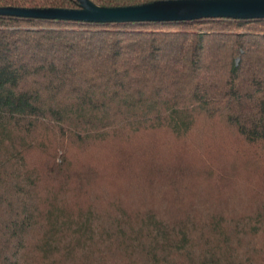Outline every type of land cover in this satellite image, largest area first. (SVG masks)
<instances>
[{
    "label": "trees",
    "instance_id": "1",
    "mask_svg": "<svg viewBox=\"0 0 264 264\" xmlns=\"http://www.w3.org/2000/svg\"><path fill=\"white\" fill-rule=\"evenodd\" d=\"M0 264H264V19L0 16Z\"/></svg>",
    "mask_w": 264,
    "mask_h": 264
},
{
    "label": "water",
    "instance_id": "2",
    "mask_svg": "<svg viewBox=\"0 0 264 264\" xmlns=\"http://www.w3.org/2000/svg\"><path fill=\"white\" fill-rule=\"evenodd\" d=\"M74 1L75 8L0 7V16L85 23L264 19V0H154L126 6H102L92 0Z\"/></svg>",
    "mask_w": 264,
    "mask_h": 264
},
{
    "label": "rangeland",
    "instance_id": "3",
    "mask_svg": "<svg viewBox=\"0 0 264 264\" xmlns=\"http://www.w3.org/2000/svg\"><path fill=\"white\" fill-rule=\"evenodd\" d=\"M93 1V0H92ZM96 1H98V0H96ZM94 2V1H93Z\"/></svg>",
    "mask_w": 264,
    "mask_h": 264
}]
</instances>
